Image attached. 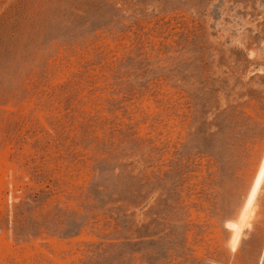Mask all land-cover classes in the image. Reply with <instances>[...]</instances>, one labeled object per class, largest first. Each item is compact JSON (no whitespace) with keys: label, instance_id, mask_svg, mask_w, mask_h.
Wrapping results in <instances>:
<instances>
[{"label":"rangeland","instance_id":"1","mask_svg":"<svg viewBox=\"0 0 264 264\" xmlns=\"http://www.w3.org/2000/svg\"><path fill=\"white\" fill-rule=\"evenodd\" d=\"M263 162L264 0H0V264H264Z\"/></svg>","mask_w":264,"mask_h":264},{"label":"bare ground","instance_id":"2","mask_svg":"<svg viewBox=\"0 0 264 264\" xmlns=\"http://www.w3.org/2000/svg\"><path fill=\"white\" fill-rule=\"evenodd\" d=\"M263 180H264V164H263L262 170L260 171V174L258 176V179L256 181V184L254 186L252 195L249 198L250 199L248 201L249 203H248L247 207L245 208V211H244V214H243L242 223H244L248 219L249 214H251V211H252V208L251 207H252V205H253V203L255 201L256 195L258 193V190H259L261 184H263L262 183ZM235 227H236V233H235L234 240H233V246H236V244H237V242H238V240L240 238V232L242 230L241 229V226H237L236 225Z\"/></svg>","mask_w":264,"mask_h":264}]
</instances>
